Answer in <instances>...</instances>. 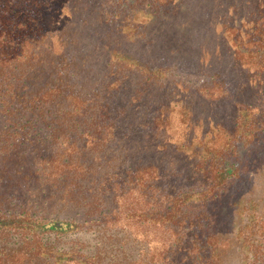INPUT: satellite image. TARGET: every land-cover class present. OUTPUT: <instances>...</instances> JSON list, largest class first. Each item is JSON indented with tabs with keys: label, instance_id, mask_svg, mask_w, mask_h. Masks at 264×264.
<instances>
[{
	"label": "trees",
	"instance_id": "obj_1",
	"mask_svg": "<svg viewBox=\"0 0 264 264\" xmlns=\"http://www.w3.org/2000/svg\"><path fill=\"white\" fill-rule=\"evenodd\" d=\"M173 1L0 0V161L22 173L0 175V264H264V0L227 29L260 102L235 103L231 126L176 145L202 175L177 189L155 163H129L117 95L131 74L139 98L167 84L168 68L131 44ZM84 36L106 56L93 86ZM158 105L147 126L169 140V105Z\"/></svg>",
	"mask_w": 264,
	"mask_h": 264
},
{
	"label": "rangeland",
	"instance_id": "obj_2",
	"mask_svg": "<svg viewBox=\"0 0 264 264\" xmlns=\"http://www.w3.org/2000/svg\"><path fill=\"white\" fill-rule=\"evenodd\" d=\"M168 7L167 13L163 14L164 18L152 24L148 23L150 21H147V16H139L141 22L147 21L145 30L148 36L131 44V48L134 47L132 50H137L145 58L168 68V82L161 79V82L167 84L162 85L163 87L148 85L146 93L139 98L138 93L143 83L140 79L138 81L137 74H131L125 80L129 88L120 91L117 100L124 107L118 113L122 129L131 135L129 141L125 138V146L130 154L129 163L132 167L145 161L155 163L163 176L162 182L178 189L187 188L190 180H196V176H193L202 173L194 170L189 152L179 150L177 146L184 144L189 136L195 139L208 133L207 130L211 132L216 123L231 126L236 111L235 103L257 104L260 99L258 91L249 83L245 69L235 64L227 37V29L244 23L245 18L253 11L252 0L250 3L246 0H174ZM83 15L87 13L83 12ZM90 23L93 22L90 20ZM90 29L103 35L110 28L96 22L87 27L88 31ZM111 36L114 38L111 34L110 39ZM118 40L125 44L121 38ZM95 43L96 40L91 37L82 38L84 48L92 51L93 55L90 58L92 68L88 71L92 80L84 79L86 85L90 86H93L95 79L100 81L102 67L106 62L104 51L96 50L95 45L93 46ZM213 82L220 83L223 92L216 87L209 92L215 98H207L201 91L204 87H212ZM160 103L169 105L170 119H173L170 130L166 133L169 140H165L162 135L157 136L152 126H147V121L160 109ZM184 106L191 107L186 123L179 120ZM122 166L125 167L126 163ZM17 168L16 165L8 166L1 162L0 175H22L16 172ZM199 183L200 181L196 182V185ZM219 207L216 201L210 208L219 210ZM85 236H88L84 237L87 241L95 242L89 234Z\"/></svg>",
	"mask_w": 264,
	"mask_h": 264
}]
</instances>
